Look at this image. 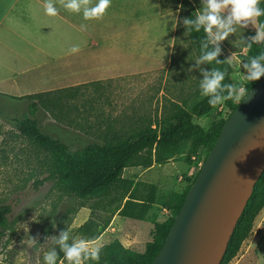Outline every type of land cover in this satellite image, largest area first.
Listing matches in <instances>:
<instances>
[{
  "label": "rangeland",
  "instance_id": "obj_1",
  "mask_svg": "<svg viewBox=\"0 0 264 264\" xmlns=\"http://www.w3.org/2000/svg\"><path fill=\"white\" fill-rule=\"evenodd\" d=\"M168 1L178 5L180 0ZM188 2L183 3L182 18L201 6L200 0ZM187 27L179 23L177 50L168 72L162 70L117 83L88 84L76 94H47L44 98L50 101L48 107L40 106L36 112L42 130L66 141L76 140L72 148L76 150L81 137L86 141L127 137L171 114L175 103L189 109L201 95L196 91L208 70L204 61L196 63L200 55ZM255 32L252 24L237 27L236 33L219 42L235 66V86L245 88L244 96L251 81L241 79L246 70L240 54L248 52L247 40L241 37L250 38ZM29 103L26 99L0 97V204L12 205L6 224L0 226V264H46L43 257L52 251L57 256L56 264H68L58 243L63 231L68 232V244L74 239H91L97 233L95 239L106 253H111L117 242L145 252L146 244L154 238L156 224L173 216L176 196L200 171L207 148L199 146L193 150V142L184 141L166 162L125 168L123 177L133 183L114 187L108 197L81 199L53 173L57 163L52 153L17 130L13 119L31 116ZM221 114L229 117L231 111L221 104L195 121L208 129ZM131 196L138 202L139 198L150 202L145 219L124 217L114 211ZM90 219L93 225L83 228ZM225 264H264V209L256 216L252 231L237 254Z\"/></svg>",
  "mask_w": 264,
  "mask_h": 264
},
{
  "label": "crops",
  "instance_id": "obj_2",
  "mask_svg": "<svg viewBox=\"0 0 264 264\" xmlns=\"http://www.w3.org/2000/svg\"><path fill=\"white\" fill-rule=\"evenodd\" d=\"M64 2L52 0L57 13L48 15L46 0H0L1 94H76L170 69L183 0H110L102 16L87 20Z\"/></svg>",
  "mask_w": 264,
  "mask_h": 264
},
{
  "label": "trees",
  "instance_id": "obj_3",
  "mask_svg": "<svg viewBox=\"0 0 264 264\" xmlns=\"http://www.w3.org/2000/svg\"><path fill=\"white\" fill-rule=\"evenodd\" d=\"M188 1L183 0V3H189ZM260 7L264 8V0H261ZM194 11L195 9L188 13L189 18H194ZM260 22H264V16L257 19V23L259 24ZM189 33L199 55L214 47L209 45L207 49H202L201 44L205 39L203 30L199 32L191 30ZM261 51H264V46L253 44L251 48H248L247 54H240L243 64L249 60L250 56H254ZM218 59L220 60L219 64L215 61H204L206 69L208 72L212 69L223 71L224 80L222 83L235 85L233 79L235 66L227 59L222 50ZM259 80L251 81L248 85V91ZM201 91L200 89L196 92L201 93ZM217 92L224 96L227 95L228 90L218 89ZM50 93L52 92L34 93L21 97L0 93V97L30 101L29 111L31 116L13 119L17 130L20 135L32 143L52 153L57 163L56 171L53 173L59 176L61 182L66 185L71 193L81 199L108 197L114 187L130 182L123 177L125 168L139 164L150 166L153 161L158 163L166 162L172 158L176 148L184 141L191 140L193 142V150L199 146L207 148L203 165L228 118L221 114L220 118L213 122L208 129L196 122L195 118L206 116L219 107L218 105L216 108H210L207 103L209 97L200 95L189 109L175 103L171 114L166 115L158 123L148 125L127 137H104L99 141H86L81 137V145H77V149L72 150L77 144L75 143L76 140L66 141L46 133L42 130L40 121L36 116L40 106L48 107L50 101H45L44 97ZM239 103L228 100L223 105L232 113ZM1 113L2 109L0 108ZM146 154L147 156H145ZM196 177L182 194L176 196L173 204V216L156 224L154 238L146 244L145 252L141 253L125 248L120 242H117L111 247V253H106L104 251L105 248L100 250L99 261H93L91 258L84 260L82 256V264H151L161 250ZM136 199L138 198L131 196L124 205L117 206L114 211L124 217L145 219L150 210V202L140 198L138 202ZM262 209H264V172L254 186L253 193L237 222L220 264H225L237 254L241 244L251 233L254 220ZM11 211V204H0V226L6 224L7 215ZM90 225H93L91 219L83 225V228ZM97 236L98 234L95 233L90 237L95 239Z\"/></svg>",
  "mask_w": 264,
  "mask_h": 264
},
{
  "label": "water",
  "instance_id": "obj_4",
  "mask_svg": "<svg viewBox=\"0 0 264 264\" xmlns=\"http://www.w3.org/2000/svg\"><path fill=\"white\" fill-rule=\"evenodd\" d=\"M264 172V76L229 115L151 264H220Z\"/></svg>",
  "mask_w": 264,
  "mask_h": 264
},
{
  "label": "clouds",
  "instance_id": "obj_5",
  "mask_svg": "<svg viewBox=\"0 0 264 264\" xmlns=\"http://www.w3.org/2000/svg\"><path fill=\"white\" fill-rule=\"evenodd\" d=\"M261 0H200V7L193 12L194 18L183 17L180 21L187 31H201L205 39L201 44L202 49H207L209 45L214 47L203 52L197 59V65L203 61L220 63L218 56L221 52L219 42L225 40L237 31V27L246 28L252 24L256 28L255 35L250 38L241 37V40H247L245 48H251L253 44L264 46V22L257 25V19L264 16V8L260 7ZM110 0H96L95 4L89 6L86 0H65L63 7L73 12H81L84 19L99 18L109 7ZM45 13L56 15L57 8L52 0H46L44 5ZM73 48L72 51H76ZM246 75L241 79L245 81H256L264 76V51L250 56L249 60L243 64ZM203 71V70H202ZM224 72L219 69H212L210 72H204L203 79L199 87L202 90V96H208L207 100L210 108H216L225 101L232 100L240 102L245 94L243 86H235L230 83H222ZM218 89H227V95L218 94ZM68 232H61L58 243L64 252V259L68 264H82L84 260L91 258L93 261H99L101 243L96 239H74L71 244L66 243ZM46 264H56L57 256L55 251L48 252L43 257Z\"/></svg>",
  "mask_w": 264,
  "mask_h": 264
}]
</instances>
